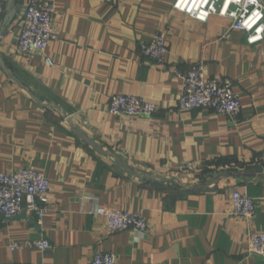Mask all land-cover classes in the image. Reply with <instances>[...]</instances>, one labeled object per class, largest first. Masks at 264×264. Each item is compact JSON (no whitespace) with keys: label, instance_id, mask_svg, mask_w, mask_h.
<instances>
[{"label":"crops","instance_id":"crops-1","mask_svg":"<svg viewBox=\"0 0 264 264\" xmlns=\"http://www.w3.org/2000/svg\"><path fill=\"white\" fill-rule=\"evenodd\" d=\"M31 1L0 0V173H43L49 212L41 226L30 212L0 217V264H91L101 251L118 264H264L247 244L264 234V40L250 45L227 18L198 22L175 0H50L57 39L46 54L25 55L18 36ZM9 9L16 16L4 26ZM159 33L163 64L140 51ZM199 62L232 81L237 120L180 110L179 75ZM113 95L157 111L113 116ZM234 191L254 199L251 220L233 215ZM99 206L141 214L147 233H111ZM41 238L50 249L12 248Z\"/></svg>","mask_w":264,"mask_h":264},{"label":"built area","instance_id":"built-area-1","mask_svg":"<svg viewBox=\"0 0 264 264\" xmlns=\"http://www.w3.org/2000/svg\"><path fill=\"white\" fill-rule=\"evenodd\" d=\"M174 10L206 23L212 16L232 21V29L246 33L250 45L264 40L263 0H175ZM56 8L50 0H33L28 5L18 36V48L25 55L46 54L50 44L57 39L54 28ZM143 57L163 64L169 52L168 41L162 34H156L149 42L140 44ZM45 62L52 65L50 58ZM183 88L178 104L182 111L208 109L218 115L237 120L242 111L240 95L234 91L230 80L212 78L207 74L203 62L195 63L186 73L179 75ZM157 105L141 97L113 95L108 112L118 117L151 116ZM51 184L43 173L32 168H19L12 173H0V217L11 221L30 212L37 216L38 225L43 224L49 212ZM233 215L251 220L256 213L254 199L238 191L232 193ZM95 215L106 220L111 233L135 231L143 236L148 231V221L141 214H134L110 206H99ZM248 253L264 257V234H249ZM47 239L14 245L13 249L37 248L45 251L51 248ZM26 264V263H12ZM91 264H118L112 252L101 251L93 256Z\"/></svg>","mask_w":264,"mask_h":264},{"label":"water","instance_id":"water-1","mask_svg":"<svg viewBox=\"0 0 264 264\" xmlns=\"http://www.w3.org/2000/svg\"><path fill=\"white\" fill-rule=\"evenodd\" d=\"M15 16H16V10L15 9H9V11H8V13H7V15H6L5 19H4V26H8L13 21ZM75 131L80 132L79 129H75ZM80 137L82 139H84L85 141H87L83 134H80ZM87 143L89 145H91L94 149H96L98 152H101V150L95 144H93V143H91L89 141H87ZM256 170L258 172H261L262 168L261 167H256ZM229 172L233 175V172H236V170L235 169H230ZM243 176H245V177H253L255 175L254 174L244 173Z\"/></svg>","mask_w":264,"mask_h":264},{"label":"trees","instance_id":"trees-1","mask_svg":"<svg viewBox=\"0 0 264 264\" xmlns=\"http://www.w3.org/2000/svg\"><path fill=\"white\" fill-rule=\"evenodd\" d=\"M152 185L153 186H156V187H157V185H159L161 190H163V191H169V192L174 193V189H172V188L171 189H166V188L163 187L164 185H162V184L152 183Z\"/></svg>","mask_w":264,"mask_h":264}]
</instances>
